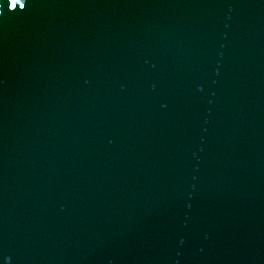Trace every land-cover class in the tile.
<instances>
[{
    "label": "water",
    "instance_id": "obj_1",
    "mask_svg": "<svg viewBox=\"0 0 264 264\" xmlns=\"http://www.w3.org/2000/svg\"><path fill=\"white\" fill-rule=\"evenodd\" d=\"M0 264H264V0H0Z\"/></svg>",
    "mask_w": 264,
    "mask_h": 264
}]
</instances>
